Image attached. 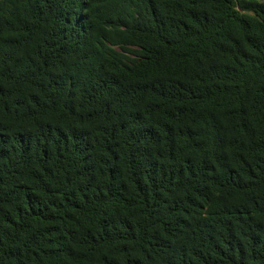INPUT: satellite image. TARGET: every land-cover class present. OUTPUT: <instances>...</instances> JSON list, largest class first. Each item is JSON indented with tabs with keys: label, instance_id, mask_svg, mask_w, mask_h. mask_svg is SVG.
I'll list each match as a JSON object with an SVG mask.
<instances>
[{
	"label": "trees",
	"instance_id": "1",
	"mask_svg": "<svg viewBox=\"0 0 264 264\" xmlns=\"http://www.w3.org/2000/svg\"><path fill=\"white\" fill-rule=\"evenodd\" d=\"M0 264H264V0H0Z\"/></svg>",
	"mask_w": 264,
	"mask_h": 264
}]
</instances>
